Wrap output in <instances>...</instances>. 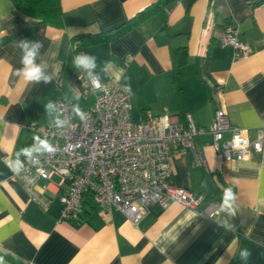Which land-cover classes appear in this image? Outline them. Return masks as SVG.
I'll list each match as a JSON object with an SVG mask.
<instances>
[{"label": "crops", "instance_id": "1", "mask_svg": "<svg viewBox=\"0 0 264 264\" xmlns=\"http://www.w3.org/2000/svg\"><path fill=\"white\" fill-rule=\"evenodd\" d=\"M156 0H60L62 27L39 23L0 0V264H264V146L244 160H225L207 130L190 149H174L172 181L217 202L213 217L179 202L150 206L133 225L120 210L82 202L75 218L61 219L59 178L40 179L47 210L30 199L9 165L39 133L32 121L53 125L49 103L69 101L81 109L94 103L79 53L96 56L100 82L131 85V119L186 114L209 128L217 109L252 140L264 128V0H175L136 20L105 41L89 42L133 18ZM233 24L250 44L234 56L220 35ZM20 41L40 42L36 59L52 81L26 82ZM109 62L111 67L108 66ZM77 93L80 99L76 100ZM202 151L205 164L194 162ZM236 195V215L220 212L225 189ZM228 218L235 231L218 227ZM251 252L248 261L240 250Z\"/></svg>", "mask_w": 264, "mask_h": 264}, {"label": "built area", "instance_id": "2", "mask_svg": "<svg viewBox=\"0 0 264 264\" xmlns=\"http://www.w3.org/2000/svg\"><path fill=\"white\" fill-rule=\"evenodd\" d=\"M220 40L233 49L235 57L250 52V44L239 40L233 24L223 30ZM100 85V89H94L88 78L84 96L94 93V103L81 109L84 120L76 116L69 101L59 99L54 110L56 118L65 121L64 127L38 121L27 125L55 147L54 153L33 152L31 159L25 155L12 158L13 163L17 159L21 162L20 171H12L13 176L44 210L49 201L37 188V182L52 176L59 178V220L75 218L87 197L97 207L120 210L133 225L147 214L151 205L166 207L173 201L213 217L212 208L217 202L209 201L200 207L203 195L172 181V151L190 149L195 137L207 130L212 135V146L225 160H244L252 150L260 151L264 146V128H258L255 138L250 140L245 129L232 124L221 109L215 111L207 129L197 127L189 114L183 121L164 114L147 115L134 122L130 93L125 87L119 81ZM194 162L205 164L202 151L195 152Z\"/></svg>", "mask_w": 264, "mask_h": 264}, {"label": "clouds", "instance_id": "3", "mask_svg": "<svg viewBox=\"0 0 264 264\" xmlns=\"http://www.w3.org/2000/svg\"><path fill=\"white\" fill-rule=\"evenodd\" d=\"M42 46L43 45L40 42L32 43L30 46L28 41H20L17 45V47H19L23 51L21 62L24 67L22 69L16 70L15 74L17 76H22L24 81L26 82L39 83L40 81H43L45 84H48L52 81V77L45 74V72L42 70L44 67H47V65L36 63V59L39 55V50ZM96 60L97 58L94 55H91L89 53H79L74 56L72 62L75 67L85 70L90 80L91 86L94 89L98 90L101 86V77L98 73L94 71L97 67ZM108 66L111 67L110 62ZM125 91L131 93L132 89L130 84L125 85ZM75 99H80V95L78 93L75 96ZM46 108L51 114V112L55 108V105L49 103L46 105ZM73 111L75 112L76 116H78L81 120H84L86 118L85 113L81 110L78 104L74 106ZM55 124L58 128H62L65 125V121L57 117L55 120ZM34 139L36 141L34 147L25 148L21 150V153L29 159H31L33 152H55V147L47 139H41L39 137H35ZM19 154L20 153H18L17 155ZM9 166L12 171L19 172L21 169V162L19 161V159H17L13 164ZM220 212L225 213L226 216L229 218L234 217L236 215V195L231 188L225 189L223 193ZM215 223L218 227H222L226 231H235V225L233 223H230L228 218L218 217L215 220ZM239 255L240 259L246 262L250 258L251 252L249 249L243 248L240 250Z\"/></svg>", "mask_w": 264, "mask_h": 264}, {"label": "trees", "instance_id": "4", "mask_svg": "<svg viewBox=\"0 0 264 264\" xmlns=\"http://www.w3.org/2000/svg\"><path fill=\"white\" fill-rule=\"evenodd\" d=\"M173 1L175 0H156L143 10L139 11L133 18L108 32L93 36L89 42L95 43L105 41L128 29L136 20H141L153 11L163 10L166 5ZM11 2L17 11L37 19L39 23L62 27L60 0H11ZM87 198L84 199V202L92 203Z\"/></svg>", "mask_w": 264, "mask_h": 264}]
</instances>
